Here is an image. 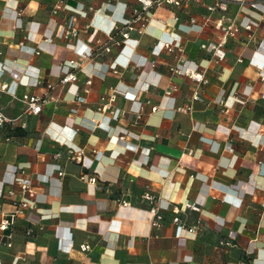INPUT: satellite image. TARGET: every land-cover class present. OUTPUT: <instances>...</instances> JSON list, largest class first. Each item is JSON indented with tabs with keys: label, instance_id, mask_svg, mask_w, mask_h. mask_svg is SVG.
I'll return each instance as SVG.
<instances>
[{
	"label": "crops",
	"instance_id": "0c3cea01",
	"mask_svg": "<svg viewBox=\"0 0 264 264\" xmlns=\"http://www.w3.org/2000/svg\"><path fill=\"white\" fill-rule=\"evenodd\" d=\"M56 1L0 0V107L17 115L22 94L44 99L25 127L0 130V220L20 197L15 176L31 178L36 191L34 207L6 231L12 246L0 238V256L11 264L264 263V0L228 5L239 32L217 62L199 45L222 32L201 25L207 12L197 0L152 8L143 33L91 59L82 57L124 24L135 0H63L52 13ZM69 22L79 32L65 39ZM165 42L183 48L178 65L205 69L198 99L193 80L170 73L175 53ZM67 70L76 80L60 83ZM112 88L115 101L98 110ZM67 147L83 148L82 161L68 160ZM145 185L163 209L199 205L190 219L200 217V231L174 226L168 210L151 227Z\"/></svg>",
	"mask_w": 264,
	"mask_h": 264
},
{
	"label": "built area",
	"instance_id": "2783aa9c",
	"mask_svg": "<svg viewBox=\"0 0 264 264\" xmlns=\"http://www.w3.org/2000/svg\"><path fill=\"white\" fill-rule=\"evenodd\" d=\"M192 0H135L136 5L131 9V14L128 16L123 25L116 27L110 32L106 33L107 40L102 41L101 39H96L95 44L96 47L91 49V52L82 58L91 59L96 55L110 53L111 45H115L121 47L124 42L129 39L130 33L132 31H137L139 33H143L147 26L149 25L150 20V10L154 7L162 6V5H171L177 8L183 7L186 3ZM200 4L205 8L206 14L202 16V26L207 23H211L213 27L222 32V36L218 40L214 41H204L200 43L199 47L203 51L209 53L211 58L216 62L221 61L226 57V49L225 43L227 38L234 37L239 32V27L236 25L233 18L227 16L224 12L228 9V5L230 3L238 4L239 6L250 5L256 6L259 2L258 0H197ZM63 0H57L52 8L51 12L56 13L59 9H62ZM90 10H93V7H89ZM221 11L222 13L218 17H212L211 14ZM189 22L191 24L197 23L196 16H190ZM90 25H86L85 28L88 29ZM246 31L251 30V25L247 24L243 26ZM79 28L75 26L73 22L67 23L62 29V37L65 39H71L78 35ZM251 36V35H250ZM164 48L166 51L175 53L176 64L169 65L168 69L172 75L176 76H186L189 79L193 80L196 83V89L192 94V99L199 98V87L205 83H207V77L205 76V69L203 68H190L183 65H178L180 61L183 60L181 53L183 52V48L177 44L171 42H165ZM70 64H78V61L70 60ZM151 65L154 66V61H151ZM76 80V75L74 72L67 70L61 77L60 83H68ZM85 84L89 86L91 84V80H86ZM5 84L2 85V88H5ZM48 87H52V85L48 84ZM88 89V87H87ZM85 89V91H88ZM175 89V86L165 91L166 95H170L172 91ZM111 93L109 95H101L100 100L101 104L98 106V110H105L108 105L115 101V89H111ZM20 100L23 101L26 105V108L23 112L17 115H10L7 113L2 107H0V130L2 129H10L11 132L15 128H21L26 126L25 116L27 115H36L41 111L42 104L44 99L36 94H28L24 93L20 97ZM157 107L152 106L151 109L154 111ZM184 111L190 110V105L181 108ZM112 113V117L116 118L118 116L119 110L114 109L110 111ZM140 117V116H139ZM120 138H123L121 136ZM9 139V138H7ZM67 159L71 161L81 162L84 150L83 148H72L67 147ZM62 156V152L57 151L54 154L55 159H59ZM58 175H62V170L58 172ZM94 181L93 178H90ZM14 183L18 186V190L20 193V197L13 201L14 210L9 213H1L0 220V238L2 239L3 244L6 247L12 246L11 241V233L6 232L7 229L14 225L17 217L24 213L26 209H31L34 207L35 203V188L32 184L31 178L23 177V176H15ZM8 194H12V190L7 192ZM141 200L148 205L149 212L151 213L150 225L151 227H161L165 222V214L164 210H168L170 212V222L181 229H186L191 233H198L201 229V220L200 217H195L194 219H190L191 212H199L200 207L195 202L187 201L183 205L172 204L169 205L166 209H163L157 203V196L153 192L150 185H145L144 191L140 195ZM119 203L128 204V202L119 198ZM1 206V205H0ZM1 208V207H0ZM33 230L31 228H27L26 234L31 235ZM81 251H87L90 249V245L88 243H82L79 246ZM0 264H11L10 262H6L0 256ZM242 264H254L249 260L242 262ZM264 264V263H260Z\"/></svg>",
	"mask_w": 264,
	"mask_h": 264
},
{
	"label": "trees",
	"instance_id": "16d2710c",
	"mask_svg": "<svg viewBox=\"0 0 264 264\" xmlns=\"http://www.w3.org/2000/svg\"><path fill=\"white\" fill-rule=\"evenodd\" d=\"M16 131V130H15Z\"/></svg>",
	"mask_w": 264,
	"mask_h": 264
}]
</instances>
